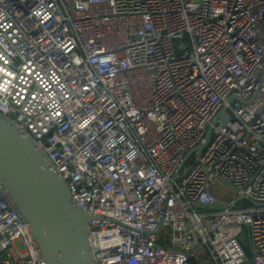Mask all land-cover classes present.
I'll return each mask as SVG.
<instances>
[{"label": "built area", "instance_id": "2783aa9c", "mask_svg": "<svg viewBox=\"0 0 264 264\" xmlns=\"http://www.w3.org/2000/svg\"><path fill=\"white\" fill-rule=\"evenodd\" d=\"M0 115L96 215L95 264H264V0H0ZM0 264H42L1 188Z\"/></svg>", "mask_w": 264, "mask_h": 264}, {"label": "water", "instance_id": "95a60500", "mask_svg": "<svg viewBox=\"0 0 264 264\" xmlns=\"http://www.w3.org/2000/svg\"><path fill=\"white\" fill-rule=\"evenodd\" d=\"M229 118L223 108L214 123ZM211 135L209 127L206 143ZM205 144L197 148L203 149ZM0 188L26 221L42 264H95L88 223L95 218L76 207L66 182L32 138L0 115ZM243 198L242 195L238 200Z\"/></svg>", "mask_w": 264, "mask_h": 264}, {"label": "rangeland", "instance_id": "374dc122", "mask_svg": "<svg viewBox=\"0 0 264 264\" xmlns=\"http://www.w3.org/2000/svg\"><path fill=\"white\" fill-rule=\"evenodd\" d=\"M212 191L214 194L223 202L230 201L234 199L237 195L236 190L228 186L227 184H223L221 181L217 182L212 186ZM247 203L246 200H242L239 202V204H245ZM172 236V230L169 227H164L161 232V243L164 244H170V238Z\"/></svg>", "mask_w": 264, "mask_h": 264}]
</instances>
